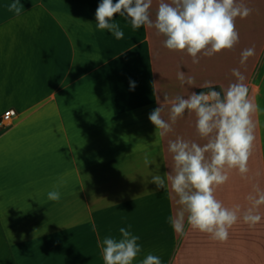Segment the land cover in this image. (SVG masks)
<instances>
[{"label":"crops","instance_id":"obj_1","mask_svg":"<svg viewBox=\"0 0 264 264\" xmlns=\"http://www.w3.org/2000/svg\"><path fill=\"white\" fill-rule=\"evenodd\" d=\"M13 2L0 0V119L16 111L0 125V264H104L100 245L105 237L119 239L122 227L140 238L133 264L148 254L162 264H264V204L254 227L242 219L258 170L264 190V111L253 117L260 160L254 163L252 154L248 178L232 170L229 188L216 191L225 207L241 208L226 242L186 221L185 234H177L169 223L179 208L171 183L165 178V189L152 183L153 175L174 169L169 141L206 143L195 115L178 118L164 136L149 120L164 94L169 102L161 116L171 123L175 97L206 91L200 87L206 81L226 89L236 81L233 69L264 110V0H237L252 9L236 19L238 44L199 55L196 64L165 48L154 28L134 29L126 16L112 21L122 39L99 29L102 0H19V16L8 10ZM253 46L255 55L241 65V52ZM180 71L194 77L195 87L181 86ZM61 181V199L50 201L48 192Z\"/></svg>","mask_w":264,"mask_h":264},{"label":"clouds","instance_id":"obj_2","mask_svg":"<svg viewBox=\"0 0 264 264\" xmlns=\"http://www.w3.org/2000/svg\"><path fill=\"white\" fill-rule=\"evenodd\" d=\"M153 0H102L96 10V24L99 29H106L116 39H122L124 32L117 23L112 22L114 14L130 18L134 29L141 26L154 28L163 35L164 47L170 51L185 53L192 57L194 64L199 63V55L211 57L225 50H232L239 42L236 19L247 18L252 9L237 0H159L155 19L151 18L150 9ZM23 5L14 0L8 10L16 16L21 14ZM255 55L254 46L241 52V65ZM236 81L226 89L217 91L211 81H206L201 88L208 91L191 92L187 97L177 96L171 101L168 121L161 116L164 104L169 97L164 94V102L149 116L156 127V133L164 136L173 131L172 124L186 113L195 115L196 130L206 143L186 141L177 137L169 141L168 150L173 154L174 169L168 174H156L152 183L157 189L166 188L170 181L176 194L179 208L175 217H169V223L179 235L185 234V221L193 230L210 235L214 240L226 242L229 230L241 219L239 205L225 207L217 199L216 191L226 184L229 174L236 170L244 179L250 172L249 161L254 151L256 140L255 114L264 111L249 96V88L244 83L245 76L233 69ZM181 86L195 87V79L180 71L177 74ZM130 87L134 89L135 83ZM146 165L151 162L145 158ZM174 173V174H173ZM63 181L49 191L50 201L61 199L59 187ZM251 206L243 210V222L254 227L260 220L258 206L264 204V190L258 185L247 196ZM131 226L129 225V228ZM95 231V226H93ZM120 238L105 237L101 249L104 264H133L141 253L140 239L126 228H120ZM140 264H162L160 257L148 254Z\"/></svg>","mask_w":264,"mask_h":264},{"label":"rangeland","instance_id":"obj_3","mask_svg":"<svg viewBox=\"0 0 264 264\" xmlns=\"http://www.w3.org/2000/svg\"><path fill=\"white\" fill-rule=\"evenodd\" d=\"M257 139V138H256ZM260 152H259V149L258 148H255L254 147V151H253V159H254V163H256L257 161L260 160ZM257 168L254 167V171H256ZM259 179H260V175H259V170L257 171V173L254 172L253 174V189H254V186L258 185L259 188L261 187L260 186V183H259ZM224 188H229L228 187V184H224L223 186H221V189H224ZM248 188V187H247Z\"/></svg>","mask_w":264,"mask_h":264},{"label":"built area","instance_id":"obj_4","mask_svg":"<svg viewBox=\"0 0 264 264\" xmlns=\"http://www.w3.org/2000/svg\"><path fill=\"white\" fill-rule=\"evenodd\" d=\"M16 115L15 109H8L6 110L1 119H0V125L5 124L7 121L11 120Z\"/></svg>","mask_w":264,"mask_h":264},{"label":"trees","instance_id":"obj_5","mask_svg":"<svg viewBox=\"0 0 264 264\" xmlns=\"http://www.w3.org/2000/svg\"><path fill=\"white\" fill-rule=\"evenodd\" d=\"M206 91H208V89Z\"/></svg>","mask_w":264,"mask_h":264}]
</instances>
